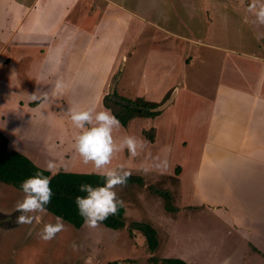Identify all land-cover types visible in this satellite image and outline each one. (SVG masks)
<instances>
[{"label":"rangeland","instance_id":"374dc122","mask_svg":"<svg viewBox=\"0 0 264 264\" xmlns=\"http://www.w3.org/2000/svg\"><path fill=\"white\" fill-rule=\"evenodd\" d=\"M148 1L152 22L199 43L194 46L161 33L153 43L151 35L155 30L147 34L151 27L143 26L142 31L151 37L147 38V44L152 46L148 55L150 60L145 65L146 78L155 79L163 70L164 67H158L160 56L172 57L171 68L163 71V78L170 80V85L158 104L148 102L145 95L136 97V83L146 51L138 46L135 53L124 59L119 76L113 78L111 75L104 86L97 78L88 87L81 82L84 81L82 77L81 81L74 78L79 72V57L71 58L60 70L32 71V79L39 76L33 81L19 76L17 81L22 84L18 85L21 91L35 92L51 81L62 85L57 87L56 95L43 99L36 108L14 103L10 86L0 87V132L6 137L11 133L12 140L16 139L15 147L18 148L12 150L27 156L43 170H46L48 161H53L58 165L54 172L72 170L74 173L96 172L91 164L84 165L73 150V138L79 130L72 125L69 110L104 109L102 101L96 102L102 90L111 96L115 92V96L126 102L140 100L157 107L171 101L180 89L188 92L180 94L184 101L177 99L175 104L158 112L154 119H137L127 128L121 126L113 131L117 142L125 136L144 142L137 157H132L125 149L114 154L111 164V167L140 176L144 184H126L116 189L118 198L123 201L121 209L125 227L112 230L98 223L94 228L84 224L78 230L64 222L65 229L45 242L37 233L44 224L55 223V216L46 212L35 213L31 225L17 224L16 218L21 213L16 211L15 204L23 198V193L0 183V264H162L163 259L182 257L185 260L191 257L190 264H264V257L256 256L258 254L249 256L254 251L250 244L246 245V240H250L264 251V224L258 223V228L251 230L249 235L244 231L230 230L225 207L214 209L221 200L231 199L221 197L219 177L213 178L212 174L213 179L197 181L199 196H193V182L180 176L182 168L179 163L183 158H195L197 146L188 144L190 149L181 150L177 146L181 144L180 132L175 133L176 138L171 141L173 133L186 124L193 129L189 137L195 135L198 142L204 137L207 125L224 127L221 109L207 103L205 98H214L218 93H228L236 88L240 91L249 87L256 89L259 84L263 89L264 25L255 23L254 16L247 12L252 0H204V3L202 0H174L175 9L169 6V0ZM158 1L164 5L160 6ZM130 29L136 28L131 25ZM123 54L120 53L119 58H124ZM246 54L262 60L257 64ZM43 72L45 75L41 78ZM141 125L144 130L153 128L156 131L153 142L139 132ZM170 141V145L175 144L167 148L165 144ZM206 152L210 155L218 153L216 150ZM163 160H167V167L156 168L155 165ZM73 163L84 167L76 168L71 166ZM183 163L186 173L191 167L188 162ZM155 190L170 194L172 212L165 208L164 199ZM208 192L214 195L206 196ZM255 201L264 203L263 199ZM197 206L203 209L199 210ZM177 208L180 213L176 216L179 211L174 213V210ZM229 209L227 206L226 210ZM3 220L7 223L5 227L2 226ZM132 222L147 224L155 230L157 246L153 251L142 233L129 232L128 226Z\"/></svg>","mask_w":264,"mask_h":264},{"label":"crops","instance_id":"0c3cea01","mask_svg":"<svg viewBox=\"0 0 264 264\" xmlns=\"http://www.w3.org/2000/svg\"><path fill=\"white\" fill-rule=\"evenodd\" d=\"M202 2L204 3V0ZM158 4L164 5L161 1H158ZM169 6L175 9L174 0H169ZM148 12H150L148 0H0V87L10 86L14 103L36 108L38 103L57 94L56 81L48 82L47 86L37 88L35 92L21 91L18 87L21 83L17 81L19 76H25L33 81L39 76L32 79V71L60 70L66 67L71 58L73 60L79 57L80 66L77 70L79 72L74 78L81 81L82 77L84 81L81 82L87 87L93 85L97 78L104 86L105 80L111 75L113 78L119 76L118 72L123 69L124 59L135 53L134 50L138 46L146 51L142 58V63L144 61L142 72L136 83V97L145 95L148 102L158 104V100H163L165 97L167 86L170 85V80H164L163 71L171 68L172 57L170 55L169 59H165L164 56H160L158 67H164L163 70L158 72L155 79L146 78L145 65L150 60L148 55L152 46L147 44V38L150 36L142 31L143 26L147 24L151 27L147 34L152 33V29L155 30L151 35L153 43L161 34L180 38L194 46L199 43L161 28L149 19ZM131 25L136 29L131 31ZM185 28L190 31L188 26ZM120 53H124V58H119ZM246 55L257 64L262 60ZM44 75L45 72L40 77ZM157 87V90L154 89ZM182 93L188 92L184 89L178 90L168 106L175 104L177 99L184 101V97L180 98ZM33 94L37 96L36 100L30 99L29 96ZM114 94L115 92L112 93ZM107 95L111 94L102 90L96 102L102 101ZM204 100L214 107L219 106L224 127L207 125L204 137L199 142L195 135L189 137L193 134L192 126L189 124L179 127L173 133L171 141L176 138L174 134L180 132L181 144L177 146L181 150L184 151V148L187 150L188 144L197 146L195 158L182 159L191 167L188 172L184 173L183 161L179 163L182 168L180 176L193 182V196H199L197 181L219 177L221 197L231 199L221 200L214 209L222 210L225 207L230 230L233 232L238 230L241 233L244 231L249 235L251 230L258 228L256 226L258 223L264 224V203L255 201V199L264 200V87L262 89V84H259L256 89L249 87L246 91L236 88ZM33 103L35 105H32ZM137 119H154V117L135 118L132 121ZM156 125L159 123L157 122ZM142 127L141 125L139 132L143 135V131L147 130ZM8 134L10 137H6L8 147L17 150L16 139L12 140V134ZM171 141L165 144L167 148L175 144L172 142L170 145ZM211 150H216L218 153L210 155L206 152ZM75 165L73 163L71 166ZM75 167L83 169L84 166ZM66 172L74 173L72 170ZM212 174L213 178L210 177ZM213 195L214 193L208 192L206 196ZM234 196L237 198L233 199ZM227 206L230 207L229 210H226ZM198 208L203 209V207ZM177 209L179 212L176 216L180 213V209ZM190 209L193 211L192 207ZM249 244L258 251L257 253L253 250L254 252L249 256L258 254L256 256L264 257L262 256L264 251L260 247L246 240V245ZM190 258L185 260L182 257L180 260L190 264L188 262L191 261Z\"/></svg>","mask_w":264,"mask_h":264},{"label":"clouds","instance_id":"9594fccd","mask_svg":"<svg viewBox=\"0 0 264 264\" xmlns=\"http://www.w3.org/2000/svg\"><path fill=\"white\" fill-rule=\"evenodd\" d=\"M247 12L254 16L255 23L264 25V0H252ZM61 86L58 82L57 87ZM29 97L32 100L37 99L35 94ZM68 116L74 128L79 130L73 138L74 152L84 165L91 164L96 174L104 181L102 186L81 184L78 191L85 195L77 196L74 201L85 225L94 228L109 216L116 215L123 206L116 189L126 186L131 173L111 167L114 154L126 149L132 157H137L140 154L139 150L144 148V142L132 136H125L117 142L113 131L120 128L121 124L110 109H71ZM155 167L166 168L167 160L160 161ZM57 168L58 165L53 161L46 163V170L53 176L56 174L53 170ZM51 178L38 171L34 176L22 181L19 187L23 198L15 204L16 211L21 213L16 218L17 224L31 225L36 218L33 214L47 212L53 195L50 187ZM64 229L63 218L56 216L55 223L44 224L37 235L47 242Z\"/></svg>","mask_w":264,"mask_h":264},{"label":"trees","instance_id":"16d2710c","mask_svg":"<svg viewBox=\"0 0 264 264\" xmlns=\"http://www.w3.org/2000/svg\"><path fill=\"white\" fill-rule=\"evenodd\" d=\"M36 103V102H35ZM33 103L32 105H35ZM103 106L112 111L117 119L120 121L122 127L126 128L128 124L135 118H152L157 116L158 113H153L150 110L157 107L155 104H148L143 101H137L135 103L126 102L120 100L117 96L110 95L105 96L102 100ZM154 129L149 131H143L145 138L153 142ZM38 171L43 172L45 176H51L50 187L53 195L50 204L47 206V212L53 216H60L63 221L69 223L76 229H82L84 226L83 218L78 214V209L75 204V198L77 196H84L85 193L78 191L81 184H91L93 186H102L103 178L96 173H71L59 171L53 176L51 172L43 170L36 166L25 155L15 152L8 147V139L0 132V183L13 186L20 190V184L26 178L34 176ZM137 183L144 185L140 176L131 175L126 184ZM160 195L165 201V208L171 210L170 207V194L163 191H154ZM178 209L174 210V213ZM122 209L120 208L118 213L114 216H109L106 220L100 222L106 228L112 230H120L125 227V223L122 218ZM129 232L138 231L142 233L147 242L150 250H154L157 246L155 230L144 223L132 222L128 226ZM254 251L258 252L255 248ZM156 262L155 260H152ZM162 264H187L180 259H163Z\"/></svg>","mask_w":264,"mask_h":264},{"label":"water","instance_id":"95a60500","mask_svg":"<svg viewBox=\"0 0 264 264\" xmlns=\"http://www.w3.org/2000/svg\"><path fill=\"white\" fill-rule=\"evenodd\" d=\"M170 101H168L167 103H165L164 105L160 106V107H157V108H154L152 110H150L151 112L153 113H158V112H161L163 111L168 105H169Z\"/></svg>","mask_w":264,"mask_h":264},{"label":"flooded vegetation","instance_id":"af4514ba","mask_svg":"<svg viewBox=\"0 0 264 264\" xmlns=\"http://www.w3.org/2000/svg\"><path fill=\"white\" fill-rule=\"evenodd\" d=\"M0 220H2V219H0ZM2 222H3L2 226L5 227L7 223L4 220Z\"/></svg>","mask_w":264,"mask_h":264}]
</instances>
